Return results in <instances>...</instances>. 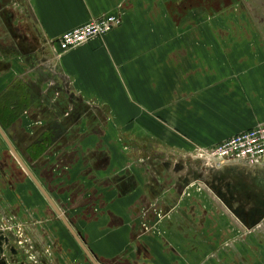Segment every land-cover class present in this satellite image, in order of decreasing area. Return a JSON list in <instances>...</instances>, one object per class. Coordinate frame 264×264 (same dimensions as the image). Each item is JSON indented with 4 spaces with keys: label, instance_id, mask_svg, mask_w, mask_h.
Returning <instances> with one entry per match:
<instances>
[{
    "label": "crops",
    "instance_id": "0c3cea01",
    "mask_svg": "<svg viewBox=\"0 0 264 264\" xmlns=\"http://www.w3.org/2000/svg\"><path fill=\"white\" fill-rule=\"evenodd\" d=\"M180 3L0 0V219L25 218L15 202L33 193L69 224L57 251L72 264H238L201 239L216 235L212 213L183 193L206 170L264 184V164L191 156L264 123V22H177ZM106 15L121 25L60 52L64 33Z\"/></svg>",
    "mask_w": 264,
    "mask_h": 264
},
{
    "label": "rangeland",
    "instance_id": "374dc122",
    "mask_svg": "<svg viewBox=\"0 0 264 264\" xmlns=\"http://www.w3.org/2000/svg\"><path fill=\"white\" fill-rule=\"evenodd\" d=\"M200 12L207 22H245L250 28V22H264V0H182L176 8L177 22H197ZM196 150L191 156L195 163L202 164ZM189 172L187 168L182 174ZM217 174L209 170L200 176L190 174L185 180L183 196H202L201 200H206L212 213L208 219L210 224H216V235L206 236L203 232L201 239L207 243L216 238L224 260L250 264V244L264 243V184L262 180L250 184V172L243 174L234 170L231 174ZM24 194L30 195V204L16 201L15 210L16 214L22 210L25 218L18 214L12 219H0V240L2 232H8L6 235L11 240L9 250L0 247V264H60L65 259L69 261L64 262L72 264L69 251L65 248L57 251L59 230L73 242L69 224L57 217L48 204L44 209V204L35 202L33 193ZM15 197L21 199L17 194ZM11 247L13 257L7 254L12 251Z\"/></svg>",
    "mask_w": 264,
    "mask_h": 264
},
{
    "label": "built area",
    "instance_id": "2783aa9c",
    "mask_svg": "<svg viewBox=\"0 0 264 264\" xmlns=\"http://www.w3.org/2000/svg\"><path fill=\"white\" fill-rule=\"evenodd\" d=\"M121 25L119 15H106L64 33L58 40L60 52L101 39ZM197 159L204 166L223 170L243 166L247 169L264 164V123L241 132L209 149H198Z\"/></svg>",
    "mask_w": 264,
    "mask_h": 264
},
{
    "label": "water",
    "instance_id": "95a60500",
    "mask_svg": "<svg viewBox=\"0 0 264 264\" xmlns=\"http://www.w3.org/2000/svg\"><path fill=\"white\" fill-rule=\"evenodd\" d=\"M63 220V222H64V219H62Z\"/></svg>",
    "mask_w": 264,
    "mask_h": 264
}]
</instances>
